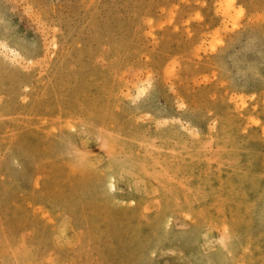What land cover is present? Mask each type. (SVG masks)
Returning a JSON list of instances; mask_svg holds the SVG:
<instances>
[{"label":"rangeland","instance_id":"obj_1","mask_svg":"<svg viewBox=\"0 0 264 264\" xmlns=\"http://www.w3.org/2000/svg\"><path fill=\"white\" fill-rule=\"evenodd\" d=\"M0 264H264V0H0Z\"/></svg>","mask_w":264,"mask_h":264}]
</instances>
